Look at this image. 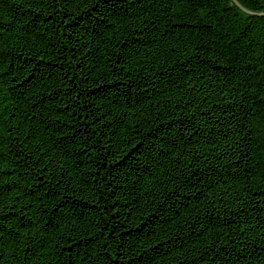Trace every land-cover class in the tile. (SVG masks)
Returning <instances> with one entry per match:
<instances>
[{
	"label": "trees",
	"instance_id": "trees-1",
	"mask_svg": "<svg viewBox=\"0 0 264 264\" xmlns=\"http://www.w3.org/2000/svg\"><path fill=\"white\" fill-rule=\"evenodd\" d=\"M0 264H264V0H0Z\"/></svg>",
	"mask_w": 264,
	"mask_h": 264
}]
</instances>
